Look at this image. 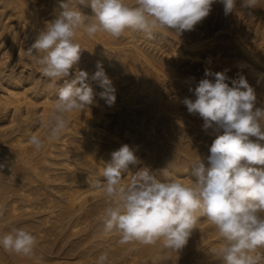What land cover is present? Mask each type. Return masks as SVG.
<instances>
[{
    "label": "bare ground",
    "instance_id": "bare-ground-1",
    "mask_svg": "<svg viewBox=\"0 0 264 264\" xmlns=\"http://www.w3.org/2000/svg\"><path fill=\"white\" fill-rule=\"evenodd\" d=\"M78 7L94 15L90 7ZM59 10V0H0V161L7 158L13 164L12 171L5 168L0 174V235L13 228L32 232L43 264H95L102 252L109 253L111 264H170L178 254L183 255L179 264H222L210 252L221 238L206 218L178 252L136 242L120 245L117 233L102 230L107 203L104 189L93 181L104 179V164L124 144L139 160L129 165L132 174L142 167L156 174L167 169L174 178L190 182L195 161L201 159L207 167L210 147L223 129L215 124L204 129L203 118L183 104L185 98L196 99L195 88L206 78L205 70L225 72L229 86L244 75L255 90V107L264 108V21L253 20V15L264 14V0L247 22L240 17L247 10L241 0L228 16L216 0L193 30L180 36L161 30L152 41L131 31L118 39L105 33L90 38L79 31L75 41L82 50L73 74L89 73L94 102L68 114L66 130L49 141L46 125L62 81L43 76L37 55L27 50ZM6 46L8 51L14 47L7 64L12 51ZM97 62L115 88L111 106L91 80ZM32 134L44 139L39 152L28 143ZM0 264L35 261L0 248Z\"/></svg>",
    "mask_w": 264,
    "mask_h": 264
},
{
    "label": "clouds",
    "instance_id": "clouds-1",
    "mask_svg": "<svg viewBox=\"0 0 264 264\" xmlns=\"http://www.w3.org/2000/svg\"><path fill=\"white\" fill-rule=\"evenodd\" d=\"M215 2L59 0L55 19L27 50L29 55H37L43 76L62 81L46 125V139H59L68 126V114L81 112L94 102L89 73L76 70L73 74L82 50L75 41L79 31L90 38L105 33L114 39L131 31L148 41L161 30L180 36L205 19ZM220 2L225 16L234 13L237 0ZM78 5L90 7L94 15L83 14ZM241 7L251 15L260 7V0H241ZM96 69L91 80L103 89L99 96L111 106L116 99L113 83L101 62ZM205 77L195 88L196 99L185 98L183 104L189 113L203 118L204 129L213 124L223 129L210 147L208 166L201 159L195 161L189 169L190 182L174 178L167 169L156 174L142 167L132 174L129 165L138 164V157L129 145H122L104 164V179L93 181L104 189L107 203L102 230L117 233L120 245L136 242L178 252L200 219L206 218L221 238L219 247L210 252L222 264H264V168L257 167L264 166V108L255 107V90L244 75L232 80V86L226 82L229 78L225 72L205 70ZM28 143L37 152L44 147V139L36 134L30 135ZM12 166L7 158L0 161V174L5 168L12 171ZM126 172L129 178L125 183ZM0 248L43 264V258L36 254V236L24 228L0 235ZM95 264H111L109 253L99 254Z\"/></svg>",
    "mask_w": 264,
    "mask_h": 264
},
{
    "label": "rangeland",
    "instance_id": "rangeland-1",
    "mask_svg": "<svg viewBox=\"0 0 264 264\" xmlns=\"http://www.w3.org/2000/svg\"><path fill=\"white\" fill-rule=\"evenodd\" d=\"M222 11H223V13H224V10H222ZM242 11H243V12L241 13L240 17H242L241 19H242L243 21H246V22H247L250 18H251V19L253 18V17H251V15L248 14V12H246L247 10H242ZM254 11H256V10H255V9L252 10V12H254ZM252 12H251V13H252ZM223 13L221 12V14H223ZM234 14H235V11H234ZM252 14H253V13H252ZM243 15H244V17H243ZM249 16H250V17H249ZM253 16H254L253 20H255V21H259L260 23H263V21H264V14H263L262 16H260V15H259V16H258V15H256V16L253 15ZM257 16H258V17H257ZM248 17H249V18H248ZM254 39H255V38H254ZM162 40H164V39H162ZM162 40H161V41H162ZM164 42H166V40H164V41L161 42V43L164 44L165 46L168 44V45L166 46V48H167V47L169 46V43L166 42V43H167V44H166V43H164ZM1 46H3V44L0 45V47H1ZM165 46H164V47H165ZM7 48H8V47L6 46V47H5V50H6ZM13 48H14V47H13ZM13 48H12V49H13ZM12 49L10 50V48H9V50L12 51L13 53L10 52V51H8V49H7V52H8V53L10 52V53H9V57H10V58H9V57H6V58H9V60L6 59L7 62H6V60L4 59V62H6V64L8 63V61L10 62V60H12V57H13L12 55L14 54V50H12ZM8 53H7L6 55H8ZM16 53H18V52H16ZM11 54H12V55H11ZM15 55H16V54H15ZM15 55H14V56H15ZM16 56H17V55H16ZM16 56H15V57H16ZM181 255H182V254H178V255H176L175 258H173V262H176V261H177V262L174 263V264H179L178 261H179L180 258L183 256V255H182V256H181ZM175 259H176V260H175ZM173 262H171L170 264H173Z\"/></svg>",
    "mask_w": 264,
    "mask_h": 264
}]
</instances>
